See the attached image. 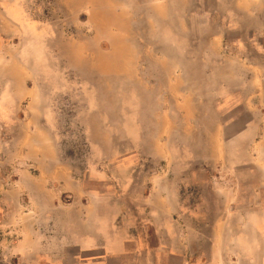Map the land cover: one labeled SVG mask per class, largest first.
I'll return each mask as SVG.
<instances>
[{
    "label": "crops",
    "instance_id": "crops-1",
    "mask_svg": "<svg viewBox=\"0 0 264 264\" xmlns=\"http://www.w3.org/2000/svg\"><path fill=\"white\" fill-rule=\"evenodd\" d=\"M115 1L124 3L132 32L121 74L141 109L142 135L163 139L157 155L161 171L138 181L143 193L124 187L119 194L110 186L101 194L85 179H74L57 181L61 188L49 197L44 186L56 183H45L25 192L32 214L38 222L39 212L48 211L44 222L51 223V215L61 211L54 224L64 228L71 204L58 201L64 194L79 197L80 232L73 242L84 258L99 247L98 216L107 210L102 204H109L103 225L110 237L102 243L111 256L146 250L144 237L131 229L151 226L157 264L171 259L174 264H264V66L255 59L263 50L264 0ZM12 21L0 25V38L22 39L21 22ZM16 45H3L8 58L0 69V90L42 112L45 86L38 72L30 76L24 70ZM41 112L32 115L34 131L51 132ZM50 153L48 162L55 164L58 149ZM132 181L137 182L127 178V184ZM13 185L26 183L19 178ZM199 186L201 193L194 194L192 188ZM120 198L127 202L119 208ZM121 213L126 239L112 228ZM167 237L173 243L166 244ZM203 239L209 241L207 251ZM61 241L60 249L68 251L70 237Z\"/></svg>",
    "mask_w": 264,
    "mask_h": 264
},
{
    "label": "rangeland",
    "instance_id": "rangeland-1",
    "mask_svg": "<svg viewBox=\"0 0 264 264\" xmlns=\"http://www.w3.org/2000/svg\"><path fill=\"white\" fill-rule=\"evenodd\" d=\"M14 18L22 24V39L0 38V69L8 58L3 45L15 42L20 64L30 76L38 72L45 89L42 112L31 103L21 105L13 94L0 90V264H157V234L151 226L130 231L144 237L146 250L111 256L103 246L110 237L108 226L103 225L109 204H102L107 210L98 216L99 247L84 258L73 242L79 238L81 199L64 194L58 201L71 204L64 211L70 224L62 228L54 224L60 220L61 211L51 215V223L44 222L45 214L49 216L50 212H39L37 222L25 194L55 182L56 185L44 186L52 197L61 188L57 181L74 179H85L88 188L101 194H108L110 186L117 188L119 194H124V187L143 193L138 181L161 171L163 164L157 155L163 139L142 135L146 131L142 128L141 109L134 105L133 88H128L131 85L121 74L125 69L127 38L132 34L125 23L124 3L0 0L1 27L11 25ZM262 45L261 55L255 52V59L264 66V38ZM40 112L51 132L34 131L32 115ZM53 148L59 154L55 164L48 162ZM201 156L198 154V160H202ZM19 178L26 185L14 186V180ZM127 178H136L137 182L127 184ZM109 179H117L118 184ZM202 188H192V192L199 195ZM120 199L119 208L127 202ZM118 216V227H112L117 232L114 234L126 239V216ZM68 237L72 240L69 249L62 251L61 240ZM170 243L173 240L167 237L166 244ZM202 244L203 251H207L209 241L203 239ZM168 263L174 264V260Z\"/></svg>",
    "mask_w": 264,
    "mask_h": 264
}]
</instances>
